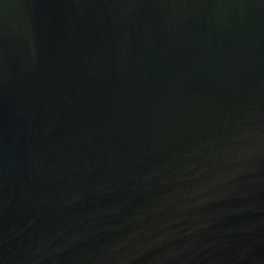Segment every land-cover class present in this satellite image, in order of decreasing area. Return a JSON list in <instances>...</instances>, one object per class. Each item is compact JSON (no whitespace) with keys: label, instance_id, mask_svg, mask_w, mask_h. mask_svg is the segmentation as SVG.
I'll return each mask as SVG.
<instances>
[{"label":"water","instance_id":"obj_1","mask_svg":"<svg viewBox=\"0 0 264 264\" xmlns=\"http://www.w3.org/2000/svg\"><path fill=\"white\" fill-rule=\"evenodd\" d=\"M0 264H264V0H0Z\"/></svg>","mask_w":264,"mask_h":264}]
</instances>
